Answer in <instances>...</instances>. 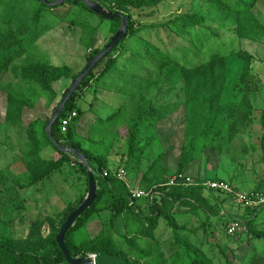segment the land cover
Here are the masks:
<instances>
[{"label":"rangeland","instance_id":"374dc122","mask_svg":"<svg viewBox=\"0 0 264 264\" xmlns=\"http://www.w3.org/2000/svg\"><path fill=\"white\" fill-rule=\"evenodd\" d=\"M102 1L107 5L112 3V0ZM222 2L226 6L224 11L215 9L216 5H212L208 0H167L153 9L131 10L138 34L120 45L113 53L111 58L117 60L115 69L98 79L104 66L110 61L107 59L96 70L90 79V86L83 89L82 98L76 104L80 114L71 124L73 128L76 125L74 131L84 149L91 151L95 160H105L106 169H102L103 176L117 179L119 171L126 168L131 189L151 192L150 197L144 198L150 199L151 202L146 211L148 216L153 200L158 199L161 203L165 198L162 190L171 193L178 188L168 186L172 178L189 177L194 184L189 186L191 188L196 187L195 184H199L197 182L208 186L204 194L210 199L212 206L220 208L221 215L211 219L200 210L195 215L191 209L179 204L172 208L168 206L165 209L166 217L159 220V225L153 233L154 242L161 246L166 258L169 259L179 249L176 242L179 239L204 253L212 264H227L225 254L232 264H246L247 257L253 252L264 255V243L251 238L248 231H244L243 236L230 235L224 223L238 221L242 224V229L247 230L245 221L253 220L254 210L248 209L240 197L252 193L264 197V154L261 146L264 39L260 42L241 40L235 32L234 19L227 16L228 6L234 5L237 0ZM257 7L264 15V0H258ZM42 9L36 0H0V24L6 16L3 14H9V18H15L17 28L26 32L29 39L25 46L27 54L11 68L41 63L58 68L69 67L73 75H76L84 70L95 51L108 45L114 33L116 23L113 20H103L76 5ZM40 11L42 12L38 17ZM184 14L204 16L205 26L190 35L178 37L170 24ZM147 43L186 66H194L214 52L229 56L232 52L246 51L253 57L252 74L258 88V93L253 96L254 126L235 139L226 151H207L203 155L204 158L201 157L202 160L191 164L182 174L178 173V164L185 136L184 121L180 116L183 110L158 124L155 129L139 127L134 132V149L138 154L134 158L129 156L132 130L137 117L134 104L139 99L144 97L154 106L182 105L185 101L182 84L172 88L170 85L159 83L163 81V76L152 60L148 63V58V61L134 59V56L139 54L140 47ZM149 55L152 59V54ZM239 66L241 68L242 63L239 65L235 58L229 60L231 82L238 78L239 75L236 78H232V75ZM72 82L71 79H63L53 85V92H45L40 85H24L12 71L0 73V85L4 90L0 92V235L25 240L34 226L40 224L43 237L48 238L53 228L58 229L66 214L76 210L80 202L85 201L88 196L87 177L78 165L80 162L72 155L70 160L47 179L46 187L42 185L36 192L22 189L35 175L41 173H35L37 168L26 156L31 148L41 162H57L61 159L60 154L51 147H33L29 134L34 128H38L37 122L40 120L36 119L51 120L55 108ZM10 91L22 93L29 98L35 94L43 104L48 103L52 95H55V99L48 110L38 108L30 112L27 119L29 125L9 127L4 122V110L7 105V93ZM97 110L106 111L105 116L121 110L118 117L107 124L108 130L103 134L100 133L101 130H89ZM81 112L84 116H81ZM83 118H86V125L79 127V121ZM60 127L61 133L65 135L68 128L64 130L62 124ZM38 138L40 139L39 136ZM164 153H167L166 158L155 172V164ZM155 181L159 182L153 184ZM213 182L225 183L230 189L210 190L209 186ZM159 186L162 190H156ZM145 188H155V191H147ZM128 190L130 193L129 188ZM136 206L130 204V207L135 209ZM106 207L107 202L100 205L103 211L98 219L86 226V234L95 238L103 231L107 232L118 244L123 243L122 250L131 261L134 260L131 253L135 254L136 251L126 241V237H133L134 232L131 231H134L135 227H131L129 231L125 216L112 223L116 213L105 211ZM256 216L258 217L255 219V228L264 231V208ZM150 244L151 241L144 240L138 245L148 248Z\"/></svg>","mask_w":264,"mask_h":264},{"label":"trees","instance_id":"16d2710c","mask_svg":"<svg viewBox=\"0 0 264 264\" xmlns=\"http://www.w3.org/2000/svg\"><path fill=\"white\" fill-rule=\"evenodd\" d=\"M95 1L99 2L111 12H120L128 18V35L127 38L120 43V45H123L126 41L138 34V32H136L134 15L131 13V10L153 9L167 0H112V3L109 5L102 0ZM208 1L209 3H213L212 5H216L215 9L224 11L226 7L222 0ZM257 1L258 0H237L234 5L228 6L227 16L234 19L235 32L241 40L260 42L264 39V15L257 7ZM67 4L79 6L93 13L83 3L69 1L65 5ZM41 6L43 8L42 10L49 9L45 5ZM41 12L42 11L38 13V17ZM3 15L6 16L3 17L0 24L1 74L12 71L14 76L24 83V85L29 86L37 84L40 85L45 92H53V85L63 79H71L74 81L80 75V73L73 75L69 67L58 68L41 63H32L21 68H11L16 61L27 54L25 46L29 39L27 38L26 32L24 33L21 31V28H17L15 18H9V14ZM99 17L105 20L103 17ZM113 22L116 24L109 43L122 26L120 20H113ZM205 22L206 18L200 14H184L173 20L170 26L173 27V31L176 35L181 37L185 34L190 35L191 32L198 28L204 27ZM118 47H116L81 84L73 98L62 111L60 119L53 125L51 130L59 144L64 147L76 148L81 153L85 154L94 172H97L98 168L103 170L106 169L105 160H95L93 153L84 149L83 144L78 140L72 124L69 126L68 132L65 135L61 133L60 126L62 120L70 117L73 113H76L77 116L80 114L76 104L82 98L81 93L83 89L90 86V79L93 77L96 70L107 59L110 60L104 66L98 78L102 79L101 75H107L112 69L117 67V60L111 57ZM102 50L95 51L88 59V63H90ZM149 54H152V59L149 58ZM147 58L149 61L146 60ZM234 58L239 61V65L242 63V66L241 68L240 66L236 68L232 78L239 76L231 82L228 65L229 60ZM134 59L145 60L148 61V63L152 60L153 65L156 66L163 76V81L159 83L170 85L172 88L182 84L184 87L185 101L182 105L154 106L153 103L147 102L145 98L142 97L134 104L137 117H135V126L132 130L130 140V158H134L138 154L134 149V144L136 142L134 132L139 127L148 128L149 130L155 129L158 124L165 122L166 119L170 116L172 117V115H175L181 110L183 111L182 113L179 112V114L181 113L180 116L184 121L185 136L178 164V173L180 174L184 173L191 164L202 160L204 158L203 155L207 151L211 153H222L226 151L235 139L247 133L254 126L255 108L253 96L258 93V88L255 77L252 74L253 57L249 52H232L229 56H225V54L221 52H214L209 58L203 59L202 62L194 66H186L171 59L168 55L159 52L147 43L140 47L139 54H136ZM69 90L70 88L66 90L62 100ZM0 92H4L1 85ZM7 95L4 122L10 126H20L23 124V113L25 109L34 110L39 108L41 110H48L55 99V95H52L51 100L43 104L35 94L31 95L32 98L15 91H10ZM38 104L39 106H37ZM119 112L109 115L106 119H99L94 130L96 132H100L99 130H101L102 132L100 133L102 134L106 132L108 130L107 124L112 123L113 120L118 117ZM81 114V116H84L82 112ZM49 122L50 119L44 122H37V126H40L38 127L39 129L34 128L29 134L30 140H32L31 145L33 147L38 146L39 149L51 147L60 154L61 159L57 162H41L31 148L30 153L26 156L31 159L34 167L37 168L35 173H39L40 171L41 173L34 176V179L29 183L30 187L39 181L50 178L54 172L59 170L70 160L71 155L59 152L58 148L54 146L47 135L46 129ZM261 123L263 128L261 146L264 154V110L262 111ZM34 142L38 144H34ZM172 147L173 144L170 149H172ZM166 155L167 153H164L158 158L153 169L155 172L159 169V165L165 160ZM202 156L203 158L201 159ZM78 165L81 167V170L88 180L87 169L81 163H78ZM28 167L29 170H31L30 166ZM95 179L98 187L95 204L87 209L75 221L74 226L68 231L65 237L67 249L73 258L87 257L90 255H114L124 258L129 264H212L204 253L193 248L191 244L179 239L176 241L177 245H179V249L175 251L169 259L166 258L161 246L157 242H154L153 234L159 225V220L162 217H166L165 209L168 206L172 208L179 204L191 209L195 215L200 210L203 211L208 218L220 216V208L212 206L210 199L205 197L204 193L206 189L204 186L200 185L193 188L178 187L171 193L160 189L161 186H159V188L157 187L156 190H162L165 198L161 200V203H159L160 200L158 199L153 200L152 210L148 216L146 211L149 205L151 206L150 199L136 201L137 212V209L130 207V193L123 182L114 177L109 178L99 176L98 174L95 175ZM146 180L148 181V178ZM147 181H145V183ZM156 182L159 181H155L153 184ZM197 183L202 184L200 182ZM145 190L155 191V188H145ZM254 194L258 195V193ZM83 202L84 201H81L79 205H82ZM104 202H107V207L104 208L105 211L111 210L116 213L112 218V223L117 222L121 216H125L129 231L131 227H135V230L131 231V233L134 232L133 237H126V241L136 251L135 254L134 252L131 253L134 259L132 261L122 250L123 243L118 244L107 232L103 231L95 238L89 237L85 232L86 226L99 218V215L103 211L100 209V205ZM263 208L264 205L253 211V220L245 221L247 227L246 231L249 232L251 238L262 241V243H264V231H259L255 228V219L258 217L256 214ZM74 210L75 209L66 214L64 219L60 222L58 229H52V233L48 238L43 237L40 224L34 226L30 235L25 240H15L10 236L0 235V264H67L56 238L61 227ZM230 224L231 222L229 221L224 223L227 230ZM176 226L178 227V224H176ZM178 229L181 230L179 227ZM243 233L245 232L243 231L237 235L239 236ZM144 240L151 241L148 248L138 245ZM224 258L227 264H232L226 254ZM246 264H264V255L253 252L251 256L247 257Z\"/></svg>","mask_w":264,"mask_h":264},{"label":"water","instance_id":"95a60500","mask_svg":"<svg viewBox=\"0 0 264 264\" xmlns=\"http://www.w3.org/2000/svg\"><path fill=\"white\" fill-rule=\"evenodd\" d=\"M39 4L45 5L50 9L58 8L64 6L69 1H76L85 4V6L91 10L96 15L103 17L106 20H120L122 26L110 43L84 68L80 75L72 82L69 92L62 100L60 105L55 110L48 126L46 133L49 136L50 140L59 150V152L64 154H69L74 156L86 169L88 173V184H89V193L82 205H80L74 212L70 214L67 221L61 227L60 232L56 238V241L65 257L67 264H129L124 258L114 256V255H104L96 256L95 258L79 257L73 258L69 253L65 237L68 231L74 226L75 221L89 208H91L97 200V182L95 175L103 176L104 172L101 168L97 169V172H94L88 162L87 156L81 153L76 148L64 147L57 142L51 130L53 125L60 119L62 111L68 104V102L73 98L74 94L77 92L81 84L86 80V78L94 71V69L105 59L107 58L113 50L120 45V43L127 38L129 20L128 18L120 12H111L106 7L102 6L99 2L95 0H36Z\"/></svg>","mask_w":264,"mask_h":264},{"label":"built area","instance_id":"2783aa9c","mask_svg":"<svg viewBox=\"0 0 264 264\" xmlns=\"http://www.w3.org/2000/svg\"><path fill=\"white\" fill-rule=\"evenodd\" d=\"M77 117L76 113H73L70 117L62 120L61 124L64 127L63 129H67L69 128L71 122ZM129 175L127 173L126 170H121L119 171V174L117 176V179L121 182H123L124 184H126L128 186V188L130 189V204H135L136 201L144 199V198H148L151 196V192H146L144 190L141 189H136L133 190L131 189L130 185H129ZM194 185L192 180L189 177H185V176H179L178 178H172V180L169 182L168 186L169 187H189ZM203 184H195V186H200ZM205 188L208 187L206 185H203ZM210 190H215V191H228L230 188L227 184L222 183V182H213L210 184L209 186ZM153 194H157L156 192H152ZM153 196V195H152ZM241 202L248 208V209H252V210H256L258 207L262 206L264 204V197L260 196V195H255L254 193L249 194V195H245V196H241L240 197ZM243 231H246L245 229H242V224L240 222H234L231 223L228 227V233L230 235H236L239 234ZM97 255H90L91 258H95ZM63 264V263H61Z\"/></svg>","mask_w":264,"mask_h":264},{"label":"crops","instance_id":"0c3cea01","mask_svg":"<svg viewBox=\"0 0 264 264\" xmlns=\"http://www.w3.org/2000/svg\"><path fill=\"white\" fill-rule=\"evenodd\" d=\"M37 106H39V104L37 105ZM34 110H38V108H36V109H34ZM34 110H28V109H25L24 110V113H23V124L22 125H20V126H24V125H26V124H28L29 125V123H28V120L27 119H29V113L30 112H34ZM37 112H39V111H37ZM105 112L106 111H99V110H97L96 111V118H95V120H93L92 121V124H90V126H89V130H94V128L96 127L95 125L97 124V121L99 120V119H106V118H108V116L109 115H112L114 112H112V114L110 113V114H108V116H105ZM37 121L38 120H40L41 122H44V120L41 118H38V119H36ZM89 124V123H88ZM82 125H86V118H83V119H81L80 121H79V127H81ZM9 127H10V125H9ZM12 127H18V126H12ZM38 127H40V126H38ZM75 128H76V125L74 126V130H75ZM48 162H51V161H48ZM129 163V162H128ZM123 169H125L126 171H127V169L126 168H123ZM47 181V179H45V180H42V181H39L38 183H35L34 185H32L31 187L29 186V184L27 185V186H25V187H23L22 188V186H21V188L22 189H26L27 191H32V192H36L39 188H40V186H44V187H46L45 186V182ZM29 186V187H28ZM33 194H35V193H33ZM205 197H207V195H205ZM204 215V214H203ZM204 217H205V215H204ZM212 219V218H211ZM214 220V219H213ZM211 221V220H210Z\"/></svg>","mask_w":264,"mask_h":264}]
</instances>
